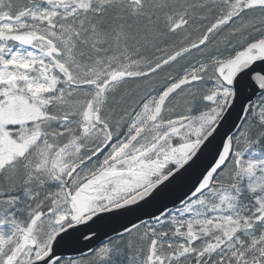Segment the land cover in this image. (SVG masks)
<instances>
[{"label":"snow or ice","instance_id":"obj_1","mask_svg":"<svg viewBox=\"0 0 264 264\" xmlns=\"http://www.w3.org/2000/svg\"><path fill=\"white\" fill-rule=\"evenodd\" d=\"M0 264H264V0H0Z\"/></svg>","mask_w":264,"mask_h":264}]
</instances>
